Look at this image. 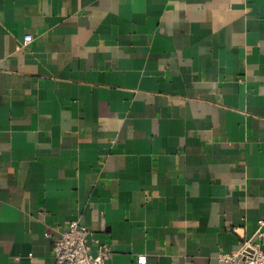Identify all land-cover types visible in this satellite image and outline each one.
<instances>
[{
  "label": "crops",
  "instance_id": "1",
  "mask_svg": "<svg viewBox=\"0 0 264 264\" xmlns=\"http://www.w3.org/2000/svg\"><path fill=\"white\" fill-rule=\"evenodd\" d=\"M74 219L107 264L264 247V0H0V264Z\"/></svg>",
  "mask_w": 264,
  "mask_h": 264
},
{
  "label": "built area",
  "instance_id": "2",
  "mask_svg": "<svg viewBox=\"0 0 264 264\" xmlns=\"http://www.w3.org/2000/svg\"><path fill=\"white\" fill-rule=\"evenodd\" d=\"M31 40V35H25L23 45H27ZM262 222L260 221L255 235L259 239L264 237L261 230ZM88 234V228L81 221L78 219L69 221L53 241L51 264H107L110 246L107 243H100L95 252L90 251L87 244ZM46 235L49 236L50 233ZM219 258L228 264H264V247L259 241L249 239L243 241L237 250L220 253ZM137 262L145 263L146 255H137Z\"/></svg>",
  "mask_w": 264,
  "mask_h": 264
}]
</instances>
